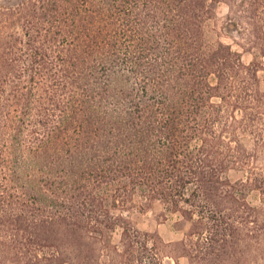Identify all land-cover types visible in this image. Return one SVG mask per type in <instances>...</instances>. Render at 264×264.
<instances>
[{
	"label": "trees",
	"instance_id": "obj_1",
	"mask_svg": "<svg viewBox=\"0 0 264 264\" xmlns=\"http://www.w3.org/2000/svg\"><path fill=\"white\" fill-rule=\"evenodd\" d=\"M263 70L264 0H0V264H264Z\"/></svg>",
	"mask_w": 264,
	"mask_h": 264
},
{
	"label": "rangeland",
	"instance_id": "obj_2",
	"mask_svg": "<svg viewBox=\"0 0 264 264\" xmlns=\"http://www.w3.org/2000/svg\"><path fill=\"white\" fill-rule=\"evenodd\" d=\"M215 16L207 26V34L210 40L221 38L226 44L233 47L243 55L245 62H250L254 58L255 49L250 50L247 41L239 35L234 28L230 26L229 14L230 7L226 1H221L215 5ZM264 87V70L261 71ZM264 172V166L261 167ZM248 172L243 167H233L227 171V176L233 181L247 179ZM246 196L253 205H261L263 194L257 188H248ZM127 215L131 218L134 226L143 231L157 234L163 238L165 242L177 241L185 237V233L189 228V223L185 222L180 213H173L164 208V206L155 202L152 206L144 205L141 196L137 194L134 197L133 207L127 211ZM121 228L115 233V239L120 238ZM185 261L186 258H182ZM166 264H175V260L166 256L164 258Z\"/></svg>",
	"mask_w": 264,
	"mask_h": 264
}]
</instances>
